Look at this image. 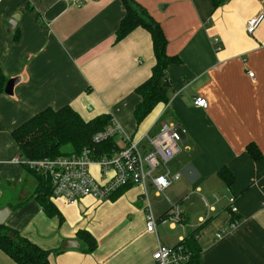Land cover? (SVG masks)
Returning <instances> with one entry per match:
<instances>
[{"label":"crops","instance_id":"obj_1","mask_svg":"<svg viewBox=\"0 0 264 264\" xmlns=\"http://www.w3.org/2000/svg\"><path fill=\"white\" fill-rule=\"evenodd\" d=\"M134 1L160 24L166 53L180 59L167 71L168 105L139 126L134 90L150 76L154 56L142 28L115 43L120 0H0V66L8 80L20 78L13 96L0 94V209H10L3 225L41 249L61 250L49 264H151L159 244L175 247L199 227L200 264H264V17L252 35L246 32L250 20L264 15V0L217 7L219 0ZM196 98L206 108L196 107ZM64 106L86 121L107 114L134 139L156 132L165 113L161 122L175 125L181 138L166 167L180 177L164 196L150 189L148 199L157 221L176 206L178 223L158 222L147 232L138 186L104 202L53 198L61 220L44 214L32 198L36 179L12 162L18 155L10 132L44 109ZM249 144L260 160L248 155ZM222 168L234 177L230 188L217 176ZM90 173L100 183L112 176L97 167ZM228 208L238 217L234 229ZM80 230L96 241L93 252L76 237ZM68 240L78 247L62 250ZM0 264L15 263L0 251Z\"/></svg>","mask_w":264,"mask_h":264},{"label":"trees","instance_id":"obj_2","mask_svg":"<svg viewBox=\"0 0 264 264\" xmlns=\"http://www.w3.org/2000/svg\"><path fill=\"white\" fill-rule=\"evenodd\" d=\"M120 1L124 15L115 33V43L126 38L134 30L142 28L150 35L154 56V65L151 68L150 76L134 90V93L140 98L133 110L135 123L139 126L156 107L168 105L171 89L167 71L171 65L179 64L180 59L166 53L167 39L163 30L143 7L134 0ZM224 1H213V5L217 7ZM17 39L18 37L15 40ZM7 81L8 79L0 66V94H4ZM164 115L165 113L160 117V120ZM111 121L112 118L107 114L86 121L69 106L57 110L47 108L13 129L10 136L16 145V155L23 160L55 159L72 153H80L84 149L93 150L94 157L100 158L117 150L115 137L107 138L97 145L93 143V137L105 131L111 125ZM66 146L71 148L69 152L62 151ZM246 152L255 161L261 159V154L253 144L247 145ZM23 167L34 176L37 182L32 198L40 205L47 217L57 216L61 220L60 213L51 201L53 198L50 182L42 175ZM217 176L228 188L234 182L233 175L225 168L220 169ZM126 188L120 189L111 199L119 196ZM228 212L232 222L238 219L231 208H228ZM166 213L163 217L166 216ZM200 228L189 233L179 243L189 254L187 264H200L201 248L197 242ZM76 237L84 244L87 253L96 249V241L88 232L80 230ZM0 251L15 264H49V256L61 252V250L52 252L41 249L21 236L17 230L6 225L0 226Z\"/></svg>","mask_w":264,"mask_h":264},{"label":"built area","instance_id":"obj_3","mask_svg":"<svg viewBox=\"0 0 264 264\" xmlns=\"http://www.w3.org/2000/svg\"><path fill=\"white\" fill-rule=\"evenodd\" d=\"M23 1L30 5L33 0ZM65 2L78 5L80 0H65ZM263 17V13H260L247 23V34H253ZM214 43L216 44L217 41ZM248 76L252 78L253 74L248 73ZM194 105L200 108L207 106L206 101L201 98H196ZM110 137L116 138L117 150L100 158L94 157L93 150L84 149L80 153L55 159L23 160L15 157L12 162L25 166L46 178L52 188V198L61 199L67 205H75L86 197L104 202L111 199L120 189L138 186L142 191L147 232H155L158 222L171 225L178 223L180 213L176 206L170 205L166 216L157 221L151 213L148 199L150 189L156 195L164 196V191L179 180L180 176L170 174L166 167L180 149L181 138L176 126L158 120L156 132L149 130L141 137L134 139L125 136L112 120L105 131L93 137V143L97 145ZM92 167H97L104 175L111 173V178L104 183L96 181L90 173ZM235 226L233 222L230 228L234 229ZM226 232L227 229L220 231L216 238L220 239ZM151 259V264H187L189 254L180 245L168 247L159 244Z\"/></svg>","mask_w":264,"mask_h":264},{"label":"water","instance_id":"obj_4","mask_svg":"<svg viewBox=\"0 0 264 264\" xmlns=\"http://www.w3.org/2000/svg\"><path fill=\"white\" fill-rule=\"evenodd\" d=\"M10 24L12 25L11 22ZM19 82H20V78L9 79L5 85L4 94L7 96H13L14 88ZM9 212H10V209L8 208L0 209V226L4 224ZM77 247H78V243L76 240H68L64 242L61 249L68 250V249L77 248Z\"/></svg>","mask_w":264,"mask_h":264},{"label":"rangeland","instance_id":"obj_5","mask_svg":"<svg viewBox=\"0 0 264 264\" xmlns=\"http://www.w3.org/2000/svg\"><path fill=\"white\" fill-rule=\"evenodd\" d=\"M71 148L69 146H66L62 149L63 152H69Z\"/></svg>","mask_w":264,"mask_h":264}]
</instances>
